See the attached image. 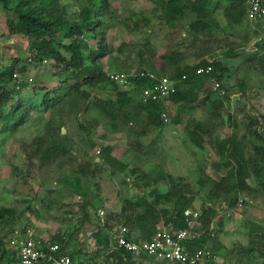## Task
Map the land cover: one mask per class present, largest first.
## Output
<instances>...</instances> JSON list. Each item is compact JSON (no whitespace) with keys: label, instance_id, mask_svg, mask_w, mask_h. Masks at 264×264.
<instances>
[{"label":"rangeland","instance_id":"374dc122","mask_svg":"<svg viewBox=\"0 0 264 264\" xmlns=\"http://www.w3.org/2000/svg\"><path fill=\"white\" fill-rule=\"evenodd\" d=\"M191 1L195 9L191 2L183 4L178 14L165 0H106V5L100 0H7V10L0 3V67H12L24 82L18 91L11 81L6 84L11 97L0 108V207L12 210L0 218L1 240L27 227L43 236L63 235L72 251L84 250L90 264L105 254L92 235L101 216L108 225L127 220L128 228L154 234L171 223L176 199L189 201L199 212L207 205L231 208L228 216L214 219L215 234L206 240L214 255L211 264H264V190L251 175L239 179L226 143L234 135L246 155L251 119L257 117L252 127L260 129L264 26L252 29L245 17L234 21L224 2L212 7L207 2L214 0ZM86 4L94 7L99 23L94 31L71 33L67 27L79 21ZM17 11L32 12L55 29L47 54L39 56V47L25 34L8 29ZM260 36L261 43H255ZM72 40L81 41L80 57L69 64L70 53L61 45ZM98 49L102 56L88 55ZM211 60L219 62L214 73L220 74L222 95L212 89V78L198 86L181 82L172 97L142 108L132 81L111 80L115 72L173 77ZM94 67L98 81L78 76L73 84L72 75ZM46 89L55 93L53 104L37 109L31 103H40ZM122 90L129 91L132 102L120 110L109 107ZM15 103L20 107L16 120H25L21 126L6 115ZM224 176L232 186L228 193L214 187ZM168 188L176 198L165 201L160 195ZM147 203L159 219L138 223L136 216ZM83 215L88 217L84 222ZM135 261L150 264L145 258ZM0 264L13 263L5 257Z\"/></svg>","mask_w":264,"mask_h":264},{"label":"trees","instance_id":"16d2710c","mask_svg":"<svg viewBox=\"0 0 264 264\" xmlns=\"http://www.w3.org/2000/svg\"><path fill=\"white\" fill-rule=\"evenodd\" d=\"M201 1V0H200ZM202 1H206L207 0H202ZM191 2V3H190ZM220 2H224L227 4V13L230 15V18L233 19L234 21H237V19H240L244 17L245 15V8L243 6L242 1L240 0H214L212 2L208 1L207 3H209L212 7H215L216 4L220 3ZM0 3L2 4V7L7 10L8 6H7V0H0ZM101 5H106V0H100ZM190 3V4H189ZM194 1L191 0H165V4L167 5V7L171 10V12H175V13H180L181 9L180 6L183 4H189L191 5V7L193 9H195L194 5H193ZM179 7V8H178ZM94 7L92 5H84L81 8V18L79 19V21L74 22L73 24H71L70 26H68V30L71 33H77V34H82L85 31L91 32L94 31V27L96 26L97 23H99V19L93 16L94 13ZM17 21L16 23H11L10 21H7V26L8 29L11 32H14L16 29V32H22L23 34H25L29 40L31 41L32 44L37 45L38 51L40 53L39 56L47 54L46 50L49 49V47L53 46V39L51 37V35H53L55 31L54 28H51L50 23L47 20H44L42 18H40L39 16H37L36 14L29 12V11H17ZM11 25V26H10ZM196 27L195 23L192 24V27ZM12 27H14L15 29H13ZM62 27V30H66V26ZM48 36V37H47ZM59 43V42H58ZM80 44L81 41H76V40H72L69 43L63 44L61 45L63 47V49L67 52L70 53V59L71 61L69 62L72 63L74 61H76L80 56H79V48H80ZM261 46V45H259ZM101 47V46H100ZM99 47V49H100ZM102 48V47H101ZM99 49L96 51H90L88 50V55H90V57H93V59H96L100 56H102V54L99 52ZM40 58V57H39ZM209 63V62H207ZM207 63L201 64L205 65ZM212 64V62H211ZM214 65L219 66V62L215 61ZM214 65L213 69L211 71V73L209 74H200V75H195L194 74V69L193 70H186V71H182L181 73H177L176 76H173L172 78H181L183 75H185V78L181 79L179 83H177L175 86V91H177L178 85L181 82H187V83H194L197 86L200 85L201 83H203V80H205L206 78H212L214 80H217L221 85L220 82V74L219 75H215V69H214ZM219 71H224L225 67H218ZM14 72V70L12 69V67H6L4 69H1L0 67V108L3 107L5 108L4 104L5 102L11 97L10 95V91L7 90L6 88V84H8V82H12L11 87L13 88L12 90L18 91L20 89H22L24 87V82H16L13 80L12 78V73ZM73 74V73H71ZM99 69L97 67H94L91 71L89 72H82V73H75L74 76L75 78L72 79L71 81H73V84L76 83V81L78 80L77 77L79 76V78H83V80H87V78H90L91 80L94 81H98L99 79ZM83 76V77H82ZM192 76H197L199 77V79H196L194 82H191ZM89 80V79H88ZM199 80V81H198ZM132 85L133 88L138 89L137 92H139V90L141 89V87H145L146 85H148L149 81L146 78H132ZM16 85H18V87H16ZM53 89H46L42 92L41 96H40V103L37 102V104L35 103H31L33 106L37 105V109H47L50 105L53 104V99L56 97H54V91H52ZM175 94L172 93L170 96L172 97ZM132 96V95H131ZM129 95V91L127 90H122V91H118L116 96L114 97V99H112L111 101L109 100V107H114L118 110L121 109L122 105L124 103H130L132 102V97ZM33 98H39L38 95L33 96ZM34 102V100H32ZM19 103H15L12 104L10 109H6V115L7 118L9 119L10 117H14V119L16 120L14 113L16 110H18L20 107H18ZM139 104L142 108H155L157 107L156 102H141L139 101ZM38 106L40 108H38ZM24 109V108H23ZM2 114H0V120L2 118ZM258 118H260L261 120V125H260V129H255V127L252 126H256L257 123V117L251 119V129H249L248 133L249 136L251 137V141H250V150L249 152L244 155L242 152V148H241V144L240 141L237 140V138L233 135L230 138L226 139V143L229 146V149L232 153V155L234 156V158H236V162H237V166H238V176L239 179L242 181L244 179L245 176L247 175H251L253 176L254 180L257 182V184L264 190V114H261L258 116ZM7 119V121H8ZM154 119L156 121V123L158 125L162 124V120L158 117V116H154ZM3 122H7L4 119H2ZM17 121V120H16ZM23 118L21 117L20 121H17V125H20L23 122ZM193 133V131H192ZM190 139L197 145L200 144V142L197 139V136H193V134H191ZM231 177L233 176L232 174L230 175ZM228 177V176H227ZM227 177H221L218 181L214 182V187L216 188V190H219L221 192L224 193H228L232 186H229L226 182ZM161 176H158L154 182H158L159 180H161ZM168 178H171L170 176H168ZM153 182V183H154ZM173 196H175V191L171 188L165 192L162 193L160 195V197L165 200V201H169ZM176 198V196H175ZM129 205L131 203H128ZM189 201H184L183 203H178L175 199V213L172 216V220H170L172 226L174 228H179L183 226V220H184V212L187 209H191L194 207H190L189 206ZM189 206V207H188ZM12 210L9 208H4V207H0V218L3 217L5 214L7 213H11ZM215 209L213 207H209L208 205L205 206V209L202 212H199V221L201 222L202 225H207L209 223V221L215 216ZM87 216L83 215L82 217V222L87 220ZM159 219L158 217V211L155 209L154 205L152 203H147L144 205V211L136 216V220L138 221V223L141 222H145L148 220H151L152 222H156ZM123 223L128 226L129 221L125 220L123 221ZM122 223V224H123ZM107 224V223H106ZM123 224V225H124ZM107 227H109V225L107 224ZM130 230L135 231L138 236H140L141 238H149L152 234L147 233L146 235L143 234L139 229H136L134 227H129ZM93 238L96 242L97 248L102 247L104 250L107 249L108 247V236L106 233V230L103 229L102 227H97L95 231H93ZM62 236L60 237H52V239H61ZM207 240V238H205V236H203L202 238L193 241L190 245L191 248L192 247H199L201 245H203L205 243V241ZM66 245H68L67 240L65 241ZM0 262L5 258V257H9L10 262L14 264L15 262V257L9 252V250L6 248L5 245V240H1L0 239ZM79 249L76 251H72L70 252V254L72 255V257H76V255L79 253ZM111 259V262H113L114 264H136L137 262L133 259H131V256L125 252L124 250H117V251H112L109 256Z\"/></svg>","mask_w":264,"mask_h":264},{"label":"built area","instance_id":"2783aa9c","mask_svg":"<svg viewBox=\"0 0 264 264\" xmlns=\"http://www.w3.org/2000/svg\"><path fill=\"white\" fill-rule=\"evenodd\" d=\"M245 8V21L254 29L260 23L264 26V0H240ZM264 29V28H263ZM260 32V31H259ZM262 41L260 36L255 43ZM254 50L257 49L254 46ZM259 48V47H258ZM253 50V51H254ZM212 60L194 70L195 75L211 73ZM18 72L12 73V78L16 82H22ZM132 78H146L149 83L139 90L140 101L156 102L164 101L175 92L176 84L181 78L163 77L152 71H142L139 73L127 74L115 72L111 74V80L121 85L127 84ZM18 87V85H16ZM211 87L220 95L224 94L220 83L212 79ZM99 151L97 150L96 153ZM241 204V199L236 202V207ZM215 216L207 225H202L199 221V211L196 208L187 209L184 212L183 226L174 228L171 223L162 225L156 233L149 238H141L138 234L130 230L122 223L109 225L107 227L103 216L100 217L99 227L106 230L108 236V247L104 251V256L90 264H114L108 257L112 251L124 250L131 259L145 258L150 264H211L213 252L207 241L199 247H192L191 243L205 236L210 239L214 236V219L217 216L229 215L231 208L226 205L215 208ZM103 211H100L102 214ZM66 237L52 239L43 236L33 228H25L20 232L8 236L5 240L6 248L15 257L14 264H89L81 261L70 254L71 248L65 243ZM97 247V245H95Z\"/></svg>","mask_w":264,"mask_h":264},{"label":"crops","instance_id":"0c3cea01","mask_svg":"<svg viewBox=\"0 0 264 264\" xmlns=\"http://www.w3.org/2000/svg\"><path fill=\"white\" fill-rule=\"evenodd\" d=\"M24 123H25V120L22 122V124H24ZM22 124H20V126H21ZM83 252H84V250L81 249V251H80L76 256H77V259H78V260H81V261L86 262V258L83 257V256H84Z\"/></svg>","mask_w":264,"mask_h":264}]
</instances>
